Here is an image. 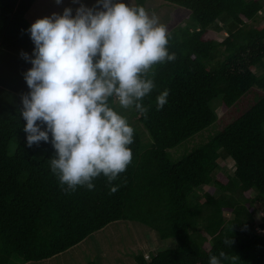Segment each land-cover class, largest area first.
I'll return each mask as SVG.
<instances>
[{
	"label": "trees",
	"instance_id": "16d2710c",
	"mask_svg": "<svg viewBox=\"0 0 264 264\" xmlns=\"http://www.w3.org/2000/svg\"><path fill=\"white\" fill-rule=\"evenodd\" d=\"M35 1L0 0V264L49 260L118 221L177 241L150 259L136 255V264H208L220 251L236 257L222 264H264V216L259 226L255 217L257 204L264 206V71L255 72L264 65V25H258L264 1L162 0L190 16L168 32L175 59L149 74L155 87L142 101L147 115L130 108L153 144L144 148L134 130L126 171L111 185L101 175L93 189L75 191L64 190L52 173L51 143L28 147L23 131L22 96L30 91L24 74L32 64L22 53L34 58L27 13ZM220 33H227L221 42L215 38ZM164 90L168 102L157 110ZM249 93L252 103L242 114L173 159L172 149L219 121L213 101L220 99L230 113ZM113 99L110 106L121 113ZM222 158L236 168L226 180L219 177ZM203 186L212 190L201 195ZM226 239L234 243L226 245Z\"/></svg>",
	"mask_w": 264,
	"mask_h": 264
},
{
	"label": "clouds",
	"instance_id": "9594fccd",
	"mask_svg": "<svg viewBox=\"0 0 264 264\" xmlns=\"http://www.w3.org/2000/svg\"><path fill=\"white\" fill-rule=\"evenodd\" d=\"M28 31L35 48L34 58L22 53L32 64L24 74L30 91L22 96L21 110L27 146L51 143V171L66 191L91 190L101 175L111 185L132 162L134 129L110 98L147 115L142 101L155 87L149 74L155 76L154 65L175 59L166 25L142 5L97 0L93 7L81 4L75 15L69 7L37 19ZM168 95L164 90L157 96V110ZM229 259L236 257L220 251L208 264Z\"/></svg>",
	"mask_w": 264,
	"mask_h": 264
},
{
	"label": "rangeland",
	"instance_id": "374dc122",
	"mask_svg": "<svg viewBox=\"0 0 264 264\" xmlns=\"http://www.w3.org/2000/svg\"><path fill=\"white\" fill-rule=\"evenodd\" d=\"M96 2L97 0H79V3H74L73 0H62V3L57 4L56 0H47L45 1L46 13L41 14V18L49 17L53 13L62 14L64 9L69 7L73 9V15H75V10L80 7L81 4L87 7H93L96 5ZM124 2L130 5H135V0H124ZM146 6V9L150 13H156L160 22L166 25L168 32L178 26L185 25L188 16H190L189 10L165 3L162 0H147ZM261 14L262 16L258 25H264V11ZM225 37V33H220L215 36L216 40L219 42L223 41ZM263 71L264 65L255 69L257 74H261ZM250 93L241 99L238 104L232 108L230 113H227L220 103L217 102L220 101V99L213 101V106L220 118L219 121L214 126L172 149L170 153L172 154L173 159H180L186 155L188 151H191L194 147L209 140L212 135L221 130L227 123L242 114V112L252 103L253 96H250ZM117 107H119L121 111L120 114L126 117L130 126L136 128L134 130L141 135L143 147L150 148L153 144V140L146 128L130 113V108L123 109L118 103ZM13 146L14 150L15 145ZM219 162L223 167V174L221 175L219 173V177L226 180V176L228 174L232 175L236 169L234 161L232 159L222 158ZM211 190V186H203L199 190V193L203 195ZM219 193L220 192L215 191L217 196ZM201 200L204 201V198ZM263 216L264 206L257 204V211L255 214L257 226L261 223ZM225 217L229 219L232 218V215L229 212H226ZM176 246L177 241L175 239L161 240L155 231L145 225L129 221H118L111 223L103 230L94 233L84 242L71 248L65 253L57 255L49 260L26 264H136L135 256L138 254H143L145 258L150 259L151 254L174 249ZM12 264L23 263L15 259Z\"/></svg>",
	"mask_w": 264,
	"mask_h": 264
},
{
	"label": "crops",
	"instance_id": "0c3cea01",
	"mask_svg": "<svg viewBox=\"0 0 264 264\" xmlns=\"http://www.w3.org/2000/svg\"><path fill=\"white\" fill-rule=\"evenodd\" d=\"M45 1L47 0H36L30 11L27 13V19L31 24L37 19H41V14L46 13Z\"/></svg>",
	"mask_w": 264,
	"mask_h": 264
},
{
	"label": "built area",
	"instance_id": "2783aa9c",
	"mask_svg": "<svg viewBox=\"0 0 264 264\" xmlns=\"http://www.w3.org/2000/svg\"><path fill=\"white\" fill-rule=\"evenodd\" d=\"M261 13H262V12H260V14H261ZM225 35L227 36V33H225ZM258 230H259V232H263V231H262L261 229H259V228H258Z\"/></svg>",
	"mask_w": 264,
	"mask_h": 264
}]
</instances>
